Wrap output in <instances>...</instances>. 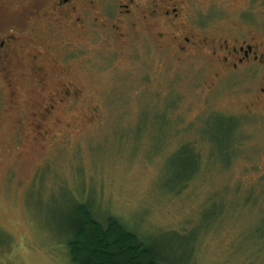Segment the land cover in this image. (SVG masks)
Here are the masks:
<instances>
[{"label":"rangeland","instance_id":"374dc122","mask_svg":"<svg viewBox=\"0 0 264 264\" xmlns=\"http://www.w3.org/2000/svg\"><path fill=\"white\" fill-rule=\"evenodd\" d=\"M215 9L220 27H264V0ZM53 19L21 37L11 85L0 62V264H67L77 202L168 264H264V108L247 109L246 83L135 35L105 41L100 7L82 29Z\"/></svg>","mask_w":264,"mask_h":264},{"label":"flooded vegetation","instance_id":"af4514ba","mask_svg":"<svg viewBox=\"0 0 264 264\" xmlns=\"http://www.w3.org/2000/svg\"><path fill=\"white\" fill-rule=\"evenodd\" d=\"M221 1L229 0H0V62L5 81L10 85L13 82L7 69L18 51L16 45L29 30L41 33L38 24L44 16L54 18L58 28L82 29L90 11L100 7L105 14L100 28L109 31L105 41L120 46L135 35L137 42L148 40L147 51L155 46L176 62H209L217 80L246 83L244 95L252 99L248 110L255 103L264 108V27L218 26L215 18L221 12L215 8ZM16 4H29L30 8L21 9L27 8L31 17L12 24L4 16L7 8ZM32 33L29 37L34 39ZM40 54L35 50L31 62H40ZM68 92L65 90L66 96ZM43 109L45 114L51 113L53 105Z\"/></svg>","mask_w":264,"mask_h":264},{"label":"trees","instance_id":"16d2710c","mask_svg":"<svg viewBox=\"0 0 264 264\" xmlns=\"http://www.w3.org/2000/svg\"><path fill=\"white\" fill-rule=\"evenodd\" d=\"M71 229L67 264H168L150 240H142L114 215L102 222L87 203H76Z\"/></svg>","mask_w":264,"mask_h":264}]
</instances>
